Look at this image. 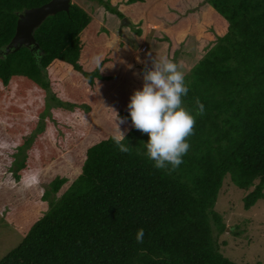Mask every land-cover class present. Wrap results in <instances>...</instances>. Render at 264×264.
Listing matches in <instances>:
<instances>
[{"label": "trees", "instance_id": "obj_1", "mask_svg": "<svg viewBox=\"0 0 264 264\" xmlns=\"http://www.w3.org/2000/svg\"><path fill=\"white\" fill-rule=\"evenodd\" d=\"M49 1L0 0V48L15 35L19 12ZM182 1L185 9L204 3L201 12L207 6L215 13L199 36L185 40L192 38L204 54L184 72L189 91L183 107L196 123L183 163L171 173L155 168L144 155L147 134L132 127L130 114H122L131 151L120 152L114 132L103 128L81 155V172L72 182L62 175L51 179L47 196H60L0 264H243L221 251L218 235L228 225L216 205L227 179L249 191L246 209L264 198V0ZM108 2L110 12L124 17ZM93 24V16L78 3L49 16L35 32L41 46L37 56L22 47L0 57V83L17 82L20 94L62 83L68 90L107 95L119 75L105 68L103 57L99 67L87 57ZM175 46L177 41L168 57L177 53ZM142 86L136 82V88ZM3 94L0 88V99ZM132 94L130 88L126 106ZM197 99L204 105L202 115H196ZM79 102L75 105H89L91 112L98 104ZM4 126L18 132L0 120V129ZM42 134L36 138L40 146L46 143ZM26 139L25 144L31 138ZM28 158L17 162L18 181L32 166ZM140 228L143 243L135 239Z\"/></svg>", "mask_w": 264, "mask_h": 264}, {"label": "rangeland", "instance_id": "obj_2", "mask_svg": "<svg viewBox=\"0 0 264 264\" xmlns=\"http://www.w3.org/2000/svg\"><path fill=\"white\" fill-rule=\"evenodd\" d=\"M106 2L124 17L110 12ZM73 3L83 6L94 18L88 34L87 57L94 62L95 57H103L108 61L105 68L119 77L107 95L72 86L68 90L62 83L57 89L33 87L20 94L17 82L10 87L0 83L4 89L0 120L18 130L12 134L8 127L0 129V260L21 243L60 196V193L47 196L51 179L62 175L72 182V176L81 172V155L87 146L99 138L103 128L115 132L116 112L120 117L129 114L124 99L129 96L130 88L133 92L138 89L136 82L144 83L142 73L151 68L148 65L152 59L167 57L184 73L204 54L192 38L199 36L215 16L207 6L201 12L199 7H204V3L185 9L182 0H73ZM109 19H115L114 24L108 23ZM189 35L192 38L185 42ZM173 41H177L174 48L177 53L170 58L166 54ZM137 66H142L140 71ZM119 99L122 103H117ZM79 101L98 104L91 112L89 105H75ZM48 104L52 105L43 113L40 108L44 110ZM31 122L39 125L34 128L28 125ZM21 126L26 130H21ZM121 128L125 129V124ZM41 132V140L46 141L44 146L36 140ZM26 138L31 139L25 144ZM26 156L32 166L18 181L14 177L17 162ZM248 192L226 180L216 205L228 225L219 232V243L223 254L232 260L243 264L264 263V198L246 209L244 196Z\"/></svg>", "mask_w": 264, "mask_h": 264}, {"label": "clouds", "instance_id": "obj_3", "mask_svg": "<svg viewBox=\"0 0 264 264\" xmlns=\"http://www.w3.org/2000/svg\"><path fill=\"white\" fill-rule=\"evenodd\" d=\"M144 50H147V45H144ZM94 59L99 67L102 57ZM142 78V88L134 90L127 105L132 127L147 134L144 155L154 162V167L171 173L183 163V157L190 148L187 140L193 135L196 123L195 116L183 107L182 98L188 94L189 88L177 63L164 56L153 58L152 67L143 71ZM196 105V115H202L204 105L199 99ZM126 123L127 118L116 112L115 132L111 138L122 153L131 151L127 130L121 128ZM143 238L144 230L140 228L136 232V242L143 243Z\"/></svg>", "mask_w": 264, "mask_h": 264}, {"label": "water", "instance_id": "obj_4", "mask_svg": "<svg viewBox=\"0 0 264 264\" xmlns=\"http://www.w3.org/2000/svg\"><path fill=\"white\" fill-rule=\"evenodd\" d=\"M72 0H50L49 2L32 8H26L18 13V23L12 40L0 48V57H6L22 47H28L37 56L41 46L35 32L51 15L61 11H70Z\"/></svg>", "mask_w": 264, "mask_h": 264}, {"label": "crops", "instance_id": "obj_5", "mask_svg": "<svg viewBox=\"0 0 264 264\" xmlns=\"http://www.w3.org/2000/svg\"><path fill=\"white\" fill-rule=\"evenodd\" d=\"M117 18H118V17H117ZM114 20H115V19H114ZM114 20L111 21V20L109 19V20H108V23H109V22H112V23H113ZM113 24H114V23H113Z\"/></svg>", "mask_w": 264, "mask_h": 264}, {"label": "built area", "instance_id": "obj_6", "mask_svg": "<svg viewBox=\"0 0 264 264\" xmlns=\"http://www.w3.org/2000/svg\"><path fill=\"white\" fill-rule=\"evenodd\" d=\"M145 48H146V46H145Z\"/></svg>", "mask_w": 264, "mask_h": 264}]
</instances>
